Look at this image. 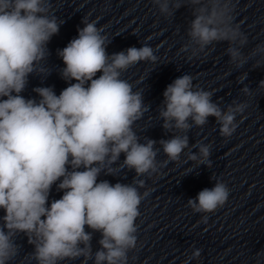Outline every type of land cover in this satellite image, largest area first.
I'll return each instance as SVG.
<instances>
[{"label":"clouds","instance_id":"clouds-1","mask_svg":"<svg viewBox=\"0 0 264 264\" xmlns=\"http://www.w3.org/2000/svg\"><path fill=\"white\" fill-rule=\"evenodd\" d=\"M153 4L165 18L174 17L181 7L191 9L187 40L180 49L189 54L188 60L226 42L228 62L236 70L249 61L253 68L264 66V42L244 52L249 41L234 23L232 0H153ZM54 12L52 0H0V210L4 212L0 264H10L18 254L20 234L33 246L36 264L80 258L81 264L90 260L128 264V253L137 244L136 220L143 198L139 189L145 183L138 177L152 176L167 163L179 161L186 149L188 161L211 168V145L198 141L190 147L187 133L193 127L203 128L213 117L219 134L228 138L247 104L234 100L222 109L213 101V92L195 85L185 73L166 87L158 109L170 138L146 137L141 142L135 125L149 106L136 85L144 77L133 83L123 74L141 62L155 65L159 58L148 43L109 54L111 41L105 29L87 18L77 37L57 50L64 64L60 76L68 86L59 95L52 87H35L39 99H26L21 93L29 76L49 74L44 65L47 45L63 23ZM246 79L247 72L237 77L241 84ZM241 91L251 94L247 85ZM161 148L167 157L162 163L157 161ZM125 168L136 174L131 184L98 181L101 173L115 176ZM53 185L63 195L49 203ZM229 194L226 183L216 179L213 187L190 198L187 207L204 214L206 223L207 214L222 207ZM95 232L101 238L100 248L93 252ZM200 256L201 249L193 248L184 264Z\"/></svg>","mask_w":264,"mask_h":264}]
</instances>
